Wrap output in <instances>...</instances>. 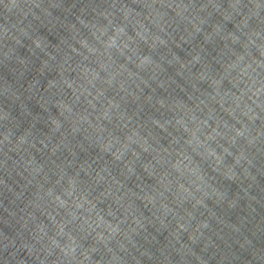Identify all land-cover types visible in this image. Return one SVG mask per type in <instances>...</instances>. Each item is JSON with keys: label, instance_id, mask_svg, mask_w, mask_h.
I'll return each mask as SVG.
<instances>
[{"label": "water", "instance_id": "obj_1", "mask_svg": "<svg viewBox=\"0 0 264 264\" xmlns=\"http://www.w3.org/2000/svg\"><path fill=\"white\" fill-rule=\"evenodd\" d=\"M23 264H264V0H17Z\"/></svg>", "mask_w": 264, "mask_h": 264}]
</instances>
